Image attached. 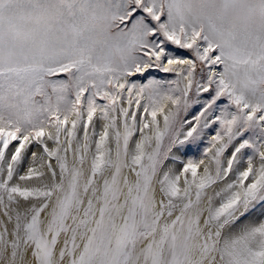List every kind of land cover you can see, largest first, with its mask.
<instances>
[{"label":"snow or ice","instance_id":"snow-or-ice-1","mask_svg":"<svg viewBox=\"0 0 264 264\" xmlns=\"http://www.w3.org/2000/svg\"><path fill=\"white\" fill-rule=\"evenodd\" d=\"M0 264H264V0H0Z\"/></svg>","mask_w":264,"mask_h":264}]
</instances>
